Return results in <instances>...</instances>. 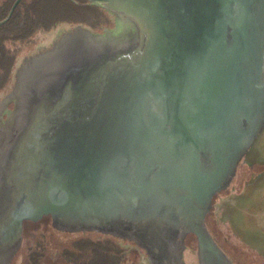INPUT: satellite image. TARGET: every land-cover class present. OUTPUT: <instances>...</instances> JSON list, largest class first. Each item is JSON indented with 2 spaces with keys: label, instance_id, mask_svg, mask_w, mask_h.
Segmentation results:
<instances>
[{
  "label": "rangeland",
  "instance_id": "rangeland-1",
  "mask_svg": "<svg viewBox=\"0 0 264 264\" xmlns=\"http://www.w3.org/2000/svg\"><path fill=\"white\" fill-rule=\"evenodd\" d=\"M167 2L187 56L189 78L185 110L191 119L197 118V123L201 124L196 128V135L206 137L210 142L203 159V171L207 176L217 172L219 167L220 152L213 139L220 135L228 143L230 137H237L244 127L240 113L252 104L251 74H241L234 69V55L240 52L237 45L241 43L243 28L232 24L242 20L248 22L251 16L247 11L243 13L246 0ZM99 9L105 22L89 30L96 35H105L106 30H113L116 17L101 7ZM73 28L62 24L50 31L38 32L30 42L7 43L17 58L0 99L15 88L17 72L25 59L49 48ZM115 52L102 44L84 46L79 58L81 68L68 73L60 85L47 93L42 124L31 129L20 142L17 153L0 172V248L6 246L4 234L14 204L20 202L25 208L32 209L35 199L41 194L54 202H68L70 207L77 204L76 208L82 212L87 210L88 213L107 215L120 191L131 194L137 188L144 190L164 173L166 163L159 156L150 150L138 152L133 146H123L115 134L117 127L103 118L101 112L95 113L89 122L85 120L88 112L80 108L81 102L89 100L86 96L90 92L91 95L98 93L94 100L104 104L103 92L109 86L112 74L118 70L114 68L110 74L107 67L118 57ZM104 102H108L107 99ZM60 104L65 106L64 113L56 116L54 110ZM118 146L122 149H117ZM61 148L63 152H60ZM259 154L264 157V131L250 151L251 157ZM227 192L229 190L223 195ZM260 193L255 205L239 203L243 214L245 208L251 212L248 221L238 217L236 234L248 235L264 244V189ZM218 206L216 200L213 214L206 222L208 230L216 233L220 244L227 248L236 264H264L233 237L227 224L220 219ZM73 209L74 214L78 213ZM262 213L263 218L260 217ZM82 236L81 233H60L51 227L48 220L27 223L22 246L12 264H28L30 250H34L37 243L46 247L43 264H63L57 253ZM86 236L95 240L109 239L127 249L125 264H150L143 251L137 247L131 249L133 244L102 234L87 233ZM194 245L193 241L189 244ZM183 258L186 264H198L196 256L189 250L184 251Z\"/></svg>",
  "mask_w": 264,
  "mask_h": 264
},
{
  "label": "water",
  "instance_id": "water-1",
  "mask_svg": "<svg viewBox=\"0 0 264 264\" xmlns=\"http://www.w3.org/2000/svg\"><path fill=\"white\" fill-rule=\"evenodd\" d=\"M21 1H15L0 26L8 22ZM87 1L113 14L118 24L108 35H95L96 39L105 41L113 33L116 45L128 46L132 42L136 45L127 52L116 54L118 57L107 66L109 72L118 68L110 78V87L107 86L102 95L108 102L103 100L104 105L95 101L96 92V95L90 92L86 96L89 100L81 102L80 108L88 112L85 120L90 122L95 113L101 112L103 118L117 127L115 134L123 146H133L138 152L150 150L164 160V173L144 190L137 188L131 194L120 191L107 215L82 212L76 208L77 204L70 207L68 202H54L41 194L32 209L25 208L20 202L14 204L4 234L6 246L0 248V260L13 251L25 220L60 214L58 220L75 229L110 231L125 229L127 225L136 227L139 220L147 218V228L139 230L138 234L146 244L162 251L163 260L170 258L168 252L173 251L177 239L182 240L185 233L197 238L201 264H232L210 234L206 217L213 198L228 189L240 161L250 153L264 131V0H246L243 13L247 11L251 19L245 23L243 20L239 24L232 23L243 28L241 43L237 45L240 52L234 55V69L241 74H251L252 104L240 113L244 127L237 137H230L228 143L220 135L213 139L220 152L219 167L217 172L207 176L203 171V159L210 142L208 138L196 135V128L201 124L197 123V118L191 119L185 110L189 68L170 4L167 0ZM91 33L78 28L64 38L63 47L55 52L58 72L54 87L60 85L68 73L81 68L76 55L84 37ZM44 90L38 81L30 96L24 98L17 128L2 157L5 164L17 153L20 142L31 129L42 124L47 96L42 97ZM64 107L60 104L54 115H62ZM118 148L122 149V146ZM60 152H63L62 148ZM148 204L153 208H147ZM71 208L78 213L74 214ZM108 233L122 236L117 232ZM166 237L172 238L171 244ZM175 259L177 264H182L180 257L176 255Z\"/></svg>",
  "mask_w": 264,
  "mask_h": 264
},
{
  "label": "flooded vegetation",
  "instance_id": "flooded-vegetation-1",
  "mask_svg": "<svg viewBox=\"0 0 264 264\" xmlns=\"http://www.w3.org/2000/svg\"><path fill=\"white\" fill-rule=\"evenodd\" d=\"M4 2H5V0H0V9L3 6ZM62 24L70 25L71 27H74V28L72 29V31L64 33L63 36L60 37L59 40L55 41V43H53L49 48H46L43 50L41 49V50H39L40 53L33 55V56H30L27 59H25L24 63L22 64V66L19 68V70L17 72L18 73L17 74L18 82L16 83L15 88L10 93L5 94V97H1V99H0V172L3 170V167H4L3 165L6 162V160L2 161V157L4 156V153L7 150V145H8L10 137L13 135V133L15 132V130L17 128L18 121H19L20 114H21V110H22L24 100H25L24 98L26 96H30L31 92L36 87V83L38 81H39V85L43 86L45 89L43 94H42L43 98L46 96L48 90L50 91L53 88H55L53 86V84L57 80V72H58V70H57V62L58 61H57V58L55 56V52H56V50L59 51L61 49V47H63V45H64L63 41L66 40L64 38L72 35L73 31L77 30L78 28L87 29V30H89V29L94 30L95 29V28L91 27L90 25L83 24V23L65 22V23H61L59 25H62ZM59 25H57L56 27H58ZM117 26H118V24L115 22L113 30H115L117 28ZM110 31L111 30H106L105 34H107ZM91 34L90 35L87 34V36H85L84 39L82 40L81 48L79 50V53H77V55H76V60L79 62H80V60H79L80 54L82 53V50H83L85 45H90V46L99 45V44L100 45L101 44L107 45L112 50L116 51L115 55L118 53L127 52V51L133 49L136 45L135 42H132L128 46H124L123 43L116 45V38H115V34H113V33L112 34L110 33L109 38L105 41L104 40H102V41L98 40L95 37L96 34H94V33H91ZM16 58H17V56H16ZM7 85H8V83L5 85V87L0 89V93L3 91L4 88H6ZM245 158H246V156L243 158V160L240 161V163L238 165L237 172H236L231 184L233 183V181L237 177V173L239 171V168L241 167V164ZM231 184L229 185V187L231 186ZM229 187L227 190L230 189ZM227 190L217 194L213 198L212 207H211V210L206 217V222H207L208 218L213 214V208H214L215 201L218 198H220ZM146 207L147 208H153V206L151 204L146 205ZM144 210H149V209H144ZM59 215L60 214H54V215L49 214V215H44L37 220H25L23 222L21 235L18 238V240H17L18 242L16 243L13 251L11 253H8V256L3 257L0 260V264H12L15 256L17 255V253L19 252V250L22 246L25 225L27 223H37V222H42L44 220H48L51 223V227L60 233H67V234H79V233H81V235H83L82 237L77 238L76 240H73L69 244L70 247L64 248L61 250L60 253H57V254H59V258L62 260L63 264H91L88 259H84V258L79 259L78 257L73 256V253L79 254V253L75 252L76 251L75 244H80L81 242H85V244L87 242L102 244L103 245L102 250H105V248H107L111 251V253H114V254L124 253L125 254V260H124L123 264L126 263V256H127V253L129 252L127 249H125L120 244L116 243L115 241H112L109 239H105V238L104 239H96V240L92 239L91 237L86 236L87 233L107 235V236H111V237L121 239V240L126 241L130 244H133V246L131 245V247H132L131 249L137 247L141 251H143L146 254L147 259H148L150 264H177L176 259H175L176 255L178 257H180L182 264H186L185 260L183 258V254H184L185 250L191 251L196 256L198 264H201L200 255H199V251H198L197 238L193 234H185V233H184V238L182 240L177 239L178 242H177V245H175L173 247V251L170 250L168 252V255H170L169 256L170 258L167 256L169 259H167V261H165L166 259L163 260L164 257L162 255H164V254H162V251L158 247L149 246L148 244H146L142 240L141 236L138 234L139 230H144L147 228V225L149 223V219H147V218L139 220V222L136 224V227L132 226V225H129V226L127 225L125 229L123 228L119 231H115V230L110 231V230H103V229H99V228L75 229L72 226H68V225L63 224L61 222L62 220L59 221L58 220V218H60ZM108 232H115V233L117 232V233H120L122 236H117L115 234L108 233ZM209 232L212 235L215 242L217 243V245L219 246V248L221 249V251L223 252V254L225 255V257L229 261H231L232 264H236V261L234 260V258L231 257V253L227 250L226 247H224V246H222V244H220V241H219L216 233L212 230H209ZM42 237H44V236H42ZM174 237H175V239L177 238V236H174ZM166 239H167V237H166ZM171 239L172 238L167 239L168 240L167 242L169 244H171V241H169ZM137 240H139V242ZM191 240L194 242V244H195L194 246H189V244L192 242ZM107 242H110L109 244H107L108 246H106ZM35 246L36 247L34 250H30V254H29V258H28V264H31V258H37V257L40 258V264H43L42 260H44L46 257V247L42 243H39V244L37 243Z\"/></svg>",
  "mask_w": 264,
  "mask_h": 264
},
{
  "label": "trees",
  "instance_id": "trees-1",
  "mask_svg": "<svg viewBox=\"0 0 264 264\" xmlns=\"http://www.w3.org/2000/svg\"><path fill=\"white\" fill-rule=\"evenodd\" d=\"M16 0H5L0 9V22L9 14ZM83 23L98 28L105 22L98 6L87 0H22L11 18L0 26V89L9 82L16 54L7 43L30 42L38 32L50 31L61 23ZM110 242L106 243L109 244ZM103 245L81 242L75 244L73 256L88 259L91 264H123L124 253H111ZM89 253V254H88ZM31 264H40V258H31Z\"/></svg>",
  "mask_w": 264,
  "mask_h": 264
},
{
  "label": "crops",
  "instance_id": "crops-1",
  "mask_svg": "<svg viewBox=\"0 0 264 264\" xmlns=\"http://www.w3.org/2000/svg\"><path fill=\"white\" fill-rule=\"evenodd\" d=\"M235 180L231 184L229 192L217 199L218 207H220V219L227 224L233 237L239 243L264 261L262 240L251 238L248 235L236 234L238 233L236 229V223L239 224L238 217L242 216V219L244 217L248 221L251 212L245 208L246 212L243 214L244 211L239 210V203L244 206L255 205L260 192L264 189V157L260 154L251 157L249 153L242 162ZM260 217L263 218V213Z\"/></svg>",
  "mask_w": 264,
  "mask_h": 264
}]
</instances>
